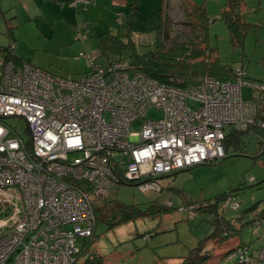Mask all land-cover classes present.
Masks as SVG:
<instances>
[{"label": "built area", "instance_id": "2783aa9c", "mask_svg": "<svg viewBox=\"0 0 264 264\" xmlns=\"http://www.w3.org/2000/svg\"><path fill=\"white\" fill-rule=\"evenodd\" d=\"M88 61L86 75L74 79L0 58V187H16L23 203L21 219L0 237V264L73 263L77 243L83 247L96 226L92 199L108 187L123 180L160 191L159 178L223 158L227 128L264 130L256 103L242 98L245 83L260 91L264 83L249 82L243 69L185 87L182 78L162 83L126 61ZM150 108L160 117L147 118ZM247 251L238 247L229 258L246 262ZM256 252L264 261V246Z\"/></svg>", "mask_w": 264, "mask_h": 264}, {"label": "rangeland", "instance_id": "374dc122", "mask_svg": "<svg viewBox=\"0 0 264 264\" xmlns=\"http://www.w3.org/2000/svg\"><path fill=\"white\" fill-rule=\"evenodd\" d=\"M158 1H162L158 25L146 30H136L137 33L131 35V44L137 53L153 49L159 25L165 29V33L161 35L165 47L189 44L188 40L198 35L182 11L181 0ZM190 1L194 6L203 8L209 19L207 40L210 48L214 50L210 58L216 59L228 74L232 71L234 73L236 69H243L249 82L264 83V0H243L241 20L246 26L242 28L243 36L238 42L235 38V43L231 41L228 28L221 19L227 0ZM26 6L30 8V18L26 17ZM75 12L76 22L80 21L78 27H84L85 24L88 32L85 33L83 29L82 37L76 40V34L65 25L66 35H63L61 40L66 37L71 39L69 43H65L58 39V19L61 13L54 4L48 1L42 4L39 0H0V49L9 45L8 32L11 31L14 51L19 49L18 53H22L25 61L54 75L70 76L74 79L83 77L90 68L88 57H94L97 64L105 65L108 59L118 56L110 50L112 29L124 34L128 32L126 28L131 25L129 23L119 28L120 20L118 21L116 16V24L110 20L100 25L96 32H92V29L89 33L85 19L82 14L79 15L80 6ZM72 23L68 22L73 28ZM53 29L54 38L58 42L52 41ZM123 34L120 39L127 42L129 38ZM130 48L131 45L122 52L125 61L132 58ZM79 52H84L85 55L79 58ZM263 95L264 91L249 86V83L243 85V100L257 99ZM189 105L196 107L194 103ZM146 117L158 118L160 112L150 108ZM8 121L14 122L16 119L9 118ZM141 122L140 117L133 120L130 123V132L138 130ZM21 126L24 128L23 123ZM263 141L264 135L258 131L240 135L231 142L224 141L223 158L195 165L175 176L159 178L160 191L142 192L136 185L129 183L108 187L104 197L92 199L96 209L104 208L107 212L116 208L117 204H136L141 209H146L152 201H156L158 204L169 206V211L132 219L112 228H108L106 221L99 220L95 226L94 240L85 253L97 252L103 257V264L178 263L181 257L187 255L189 249L195 247L203 238L206 239L213 231L209 213L193 209L194 216L190 218L187 208L215 201L227 192L233 194L234 202L239 205L237 208H231L225 205L224 201L220 202L221 214L226 219L238 217L242 211L254 204L257 205V210L264 208ZM0 206L1 237L22 217L23 203L20 191L16 187H0ZM239 241L248 245L250 254L254 256L258 247L264 246V220L261 224L245 225L240 231V236L230 238L227 244L214 246L211 241L206 242L204 247L213 248L210 250L211 257L207 264H238L240 261L237 258L228 259L225 253ZM77 245L82 248L80 242ZM242 264L264 262L251 257L248 263Z\"/></svg>", "mask_w": 264, "mask_h": 264}, {"label": "trees", "instance_id": "16d2710c", "mask_svg": "<svg viewBox=\"0 0 264 264\" xmlns=\"http://www.w3.org/2000/svg\"><path fill=\"white\" fill-rule=\"evenodd\" d=\"M181 5L183 13L189 18L188 22L198 33V35H195L191 40H188L189 44H173L172 46L165 47L161 41V35L162 33H165V29L162 27V25H159L157 27L153 49L143 53H137L131 44L130 38L128 37L129 33L132 31V29L129 27L126 28L128 32L124 34L118 32L117 35L110 36V50L114 54L118 55L114 60L125 61L126 59L122 57V52L131 45L130 50L132 58L130 61H126L131 66V69L140 71L149 77L157 79L159 82L167 83L168 78L173 76L182 78L184 81L181 83V85L187 87L197 84L198 80L204 76H212L218 79L230 78V76L233 74V71L228 74L223 67H220L216 59L210 58L214 50L210 48L207 40V23L209 19L206 16V11L201 7L194 6L190 0H181ZM242 6L243 0H227L226 8L221 14V19L225 22L233 43L236 42L235 38L237 39V42L240 40V38L243 36L242 28L246 26V24L241 20ZM125 25L126 24H122L119 26L121 27ZM74 27H76V24H74ZM75 31L76 30L74 29V32ZM8 33L10 42L9 45L0 49V58H4V60H12L17 64L21 63L24 60L18 57L14 51L15 45L13 42L14 40L12 32L9 31ZM121 34H126L129 40L127 42H122L120 39ZM49 74L54 75L52 73ZM253 101L256 102L258 108V118L264 120V96L254 99ZM252 131H258L264 135V130L255 126H248L246 129L241 130L229 127L227 128L224 141L231 142L232 139H236L240 135L248 134ZM120 183L134 184L133 182H126L123 180ZM230 197L233 198V194L227 192L225 194H221L215 199V201H208L202 205L187 208L190 218L194 216V210L199 212L206 211L209 213L212 219L213 231L207 236L206 239L211 238L208 241H211L214 246L222 245L230 238L239 237L240 231L245 225H253V223H255L256 218L254 214L256 212L262 219V222L264 220V208L257 210L256 204L247 208L245 211H242L241 214L234 219L224 218L221 214L220 202L224 201L225 205L231 207L230 203L227 202L228 198ZM184 209L185 208H180V210ZM105 211L106 210H104V208H95L96 223L99 220H104L107 222L108 228H112L132 219L168 212L169 206L161 205L156 201H152V203L146 209H141L136 204H117L116 208L109 209L107 212ZM248 215H250V219L243 222L242 219L246 218ZM94 236L95 232L93 231L92 236L84 241L85 244L83 245L82 251L78 255V258L71 264H103V257L97 252H91L88 254L85 253L87 248H89L93 242ZM206 239L203 238L195 247L189 249L187 255L181 257L180 261L176 264H207L211 257L210 250L213 248L210 249L208 247H204V245L208 243ZM246 246L248 247L247 253L249 254V260L243 262L237 257V259L240 261L238 264L248 263L251 257L261 261L257 257V252H255V255L253 256V254H250L249 252L250 247L241 242L235 246H231L225 255H228V259H232L229 258L231 253L235 252L238 247Z\"/></svg>", "mask_w": 264, "mask_h": 264}, {"label": "crops", "instance_id": "0c3cea01", "mask_svg": "<svg viewBox=\"0 0 264 264\" xmlns=\"http://www.w3.org/2000/svg\"><path fill=\"white\" fill-rule=\"evenodd\" d=\"M39 1L42 4L48 1L51 4H54L55 6L58 7L59 12L61 13L59 17L60 19H58V25H59L58 26V32H59L58 39L60 40V42H65V43H69L71 40L70 37L68 38L66 37L65 39L61 40L62 36L66 35L64 34L65 25H67L69 30L71 32L73 31V33L75 34H77V31L80 32V37L78 38L76 36V40H79L82 37L83 29L85 30L84 31L85 33L88 32V29L85 26V24H84V27L81 26L79 28L78 26H80V24L78 23H80V21L76 22L75 20V13H76L75 11L77 10L78 6H80V11H81L79 15L82 14V17L85 19V23L88 25V28H89V33L92 29H93L92 32H96L97 28L100 25H104L105 22H109L110 20H112L115 23L114 19L117 16V20L118 21L120 20L119 25L130 23L131 25L130 27L132 29V31L129 33V36H128L130 38V41H131V35L137 33L136 30H140V29L146 30L148 28H152L153 26H157L158 25L157 21H159L160 16H161L160 14L162 13V8L160 7V3L162 1L159 2L158 0H81L77 2L76 4H72V1L74 0H39ZM31 6L35 9L33 3H31ZM26 7H24L26 17L30 18L29 16L30 8L29 7L26 8ZM68 22H71V23L73 22L72 23L73 28L69 26ZM74 24H76V27H74ZM74 29L76 30L75 32H74ZM53 33H54V29L52 31V41L58 42V40L54 38L55 34ZM117 34H118L117 30L115 31L112 29V35L110 36H114ZM18 52H19V49L16 51V55L20 57L22 60H24L21 55L22 53H18ZM79 53L77 54L78 57H79ZM110 60H114V59H108L107 62ZM232 76L228 79H233ZM253 100L254 99H252V101ZM237 130H241V129H237ZM180 171H177L173 174H169L163 177L175 176ZM249 216L250 215L247 216L248 217L247 220L250 219ZM244 219L245 218H243V221Z\"/></svg>", "mask_w": 264, "mask_h": 264}]
</instances>
